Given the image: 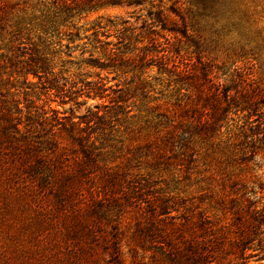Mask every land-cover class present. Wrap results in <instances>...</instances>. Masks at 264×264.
I'll list each match as a JSON object with an SVG mask.
<instances>
[{
  "label": "trees",
  "instance_id": "16d2710c",
  "mask_svg": "<svg viewBox=\"0 0 264 264\" xmlns=\"http://www.w3.org/2000/svg\"><path fill=\"white\" fill-rule=\"evenodd\" d=\"M144 1L0 0V264H140L148 252L169 264H264L263 84L233 89L194 71L178 43L153 38L143 57L112 49L108 64L87 60L167 73L177 98L149 107L152 120L128 115L129 91L79 121L54 106L76 94L55 59L79 38L75 21ZM155 21L191 39L162 11ZM149 89L135 82L145 99ZM130 121L141 123L122 132ZM165 121L171 130L152 131ZM162 174L178 192L159 187ZM193 181L197 195H181Z\"/></svg>",
  "mask_w": 264,
  "mask_h": 264
},
{
  "label": "rangeland",
  "instance_id": "374dc122",
  "mask_svg": "<svg viewBox=\"0 0 264 264\" xmlns=\"http://www.w3.org/2000/svg\"><path fill=\"white\" fill-rule=\"evenodd\" d=\"M209 5L205 10L197 0H148L142 5L108 6L90 13L87 19L84 16L83 20H76L79 38L70 44V48L64 47L61 53L57 51L55 58L58 62L56 73L63 72L62 75L66 76L68 82L67 89L76 94H72L73 101L69 104L58 106L55 103L54 106L79 121V117L89 111L97 112L96 105L100 106L101 113L107 112L110 108L104 105L111 106V102L120 96L122 92L119 91L122 90L130 92L129 99L124 104L125 110L130 111L128 115L136 117L141 115L143 118L148 116V119L152 120L147 112L149 107L157 108L166 103H173L177 98L175 86L169 85L171 78L167 73H159L157 66L145 70L142 75L138 69H135L138 71L135 72L132 67L104 69L94 63L93 66L88 65L87 60L89 61L92 55L94 62L108 64L105 55L112 49L117 53H127L140 58L147 50H151L144 48L150 46V39L153 38L159 39L161 43H166V39L178 43L181 54L194 71L199 74L207 70L212 73L210 74L212 78L233 89L242 85V81L264 85V0H221L219 3ZM158 11H162L167 17L169 27L183 30L187 25L191 39L164 32L155 21ZM99 24L102 29L96 32L95 25ZM24 42L27 43V40ZM69 43L68 40L63 41L64 45ZM106 43H110V46L105 45ZM62 62L65 63L64 68L61 67ZM139 78L150 83L146 99L141 97L140 92L134 91L135 82H138ZM101 86H104V92L99 90L97 93L105 98L101 99L99 96L95 98V92ZM183 94L190 92L184 90L182 96ZM260 112L264 114V106ZM154 113L157 115L158 112ZM240 117L241 123L244 122L243 115ZM139 123L141 122L130 121L124 124L121 130L123 132L129 125ZM167 123L165 121L157 128L152 127V131L164 130ZM169 125L172 123H168ZM172 127L173 125L168 129L171 130ZM206 162L197 163L198 167L194 171H203ZM162 177L167 180L159 186L164 192L173 191L178 187L175 181L172 182L174 179L170 175L162 174ZM194 184L195 181L191 186H181V195H197L198 186ZM2 229L6 233V228ZM11 235L12 232L5 236L9 239ZM153 253H146L138 262L169 264L160 255L153 257Z\"/></svg>",
  "mask_w": 264,
  "mask_h": 264
}]
</instances>
